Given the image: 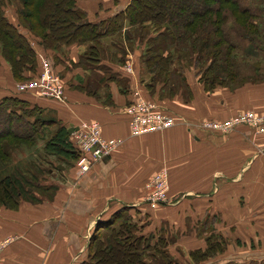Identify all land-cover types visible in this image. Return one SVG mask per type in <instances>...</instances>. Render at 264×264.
Listing matches in <instances>:
<instances>
[{
	"label": "crops",
	"instance_id": "0c3cea01",
	"mask_svg": "<svg viewBox=\"0 0 264 264\" xmlns=\"http://www.w3.org/2000/svg\"><path fill=\"white\" fill-rule=\"evenodd\" d=\"M128 1L76 3L95 22ZM81 48L73 45L53 53L34 45L40 62L46 59L67 80L63 100L16 93L3 62L0 98L17 96L37 105L73 131L82 123H97L103 138L122 143L85 174L73 163H57L52 199L22 201L16 211L0 207V242L8 241L0 264H81L95 226L123 207L135 209L145 221L144 234H163L167 252L176 260L180 256L181 264H264V131L239 125L223 135L200 127L203 121L221 122L240 112L264 115V83L205 92L184 73L192 97L179 92L171 99L159 98L157 86L153 92L141 83L138 53L134 58L125 53L122 63L102 60L96 66L75 67L73 74L57 61L63 56L71 65L78 63ZM114 76L126 86L109 80ZM91 90L93 94L87 93ZM139 98L172 114L175 125L132 135L124 109ZM159 170L166 171L168 182L165 202L156 204L148 199V182ZM211 234L221 250L194 262L190 253L206 249Z\"/></svg>",
	"mask_w": 264,
	"mask_h": 264
},
{
	"label": "trees",
	"instance_id": "16d2710c",
	"mask_svg": "<svg viewBox=\"0 0 264 264\" xmlns=\"http://www.w3.org/2000/svg\"><path fill=\"white\" fill-rule=\"evenodd\" d=\"M18 1L12 23L5 14L8 0H0V68L5 63L15 83L35 79L41 71L34 44L53 53L85 45L78 66H96L102 59L100 41L121 38L123 32L125 39L136 37L135 41L145 45L140 57L144 74L141 83L153 92L161 84L159 98L171 99L179 92L188 99L192 97L183 68L172 64L173 50L186 53V63L196 70L197 82L205 92L223 87L227 79L233 81L225 73L240 69L238 53L264 60V0H129L118 12L95 22L87 19L76 0ZM123 57L124 54L119 62L124 61ZM109 80L126 86L115 76ZM121 91L127 93L125 88ZM87 93L93 94L92 90ZM43 113L42 108L17 96L0 98V161L5 163L9 158L8 147L31 148L49 135L44 141V152L59 163L75 164L78 153L67 127L56 119L41 118ZM49 170L46 173L50 175ZM37 175L26 177L17 170L0 178V207L16 211L22 201L52 199L54 185L44 186L45 177ZM35 189L39 191L36 199ZM130 209L123 207L95 226L86 260L81 264H145L143 256L149 251L151 258L159 255L154 264H179L167 252L169 242L164 235L144 234L142 227L133 224ZM221 247L211 234L206 249L191 252L190 257L194 262L204 261Z\"/></svg>",
	"mask_w": 264,
	"mask_h": 264
},
{
	"label": "built area",
	"instance_id": "2783aa9c",
	"mask_svg": "<svg viewBox=\"0 0 264 264\" xmlns=\"http://www.w3.org/2000/svg\"><path fill=\"white\" fill-rule=\"evenodd\" d=\"M16 90L21 93H33L38 97L47 99H64V89L59 76L53 71L47 60L41 62V71L35 79L22 82L16 85ZM128 116L131 134L139 136L149 132H158L169 129L175 125L172 114L161 110L155 103L137 99L124 109ZM239 125H248L256 132L264 131V115H257L255 112H243L232 116L224 121L213 120L203 121L201 129L228 134ZM71 141L78 153L75 162L80 174H85L91 166L99 160L107 157L121 145L120 139H105L101 135L97 123H82L71 133ZM167 174L162 170L151 179L149 187L152 189L148 199L156 204L166 200ZM264 202V200H263ZM8 244V241L0 242V252Z\"/></svg>",
	"mask_w": 264,
	"mask_h": 264
},
{
	"label": "rangeland",
	"instance_id": "374dc122",
	"mask_svg": "<svg viewBox=\"0 0 264 264\" xmlns=\"http://www.w3.org/2000/svg\"><path fill=\"white\" fill-rule=\"evenodd\" d=\"M19 7V1L18 0H8L7 5L5 7V14L9 20L12 22L16 20V10ZM14 19V20H13ZM22 30V29H21ZM23 31V30H22ZM130 31V30H127ZM133 32V31H132ZM152 34V33H151ZM29 35V34H28ZM121 38L110 37V38H104L100 41V54L102 60H109L110 62L118 63V60H121L122 55L125 53L130 55L134 58V54L138 53L139 56L138 60L141 57V54L143 52V49H145V45L140 44L139 41H135L136 37L131 38L130 40L125 39L124 32L121 34ZM30 37V41H32V37ZM130 43V46L128 45ZM34 44V43H32ZM35 45V44H34ZM141 46V50L136 52L135 46ZM36 46V45H35ZM87 46H82V50H80V56L84 54L86 51ZM173 62L172 64L174 67H179L177 65H180L183 68V71L185 73H189L188 76H190L192 79H197V76L195 75V69H193L190 65V63H186L185 55L186 53H180V51L173 50ZM241 53L237 54V63L240 66V69H229L225 76H228L229 79H232L233 81L229 82L230 80L227 79L226 85L223 87L229 88H239L242 86H245L247 84H262L264 83V60L260 57H243ZM65 58V57H64ZM63 56H61V59L59 60L60 63H62V66L66 69H69V72L73 74L75 71V67L79 68L78 63L72 64L70 63L69 59H64ZM62 60V61H61ZM180 60H184L183 62ZM260 67V68H258ZM262 67V68H261ZM59 76V75H58ZM60 78V76H59ZM61 79V78H60ZM63 88L67 86V80L62 81ZM145 82H148V78L145 80ZM67 83V84H66ZM19 83H16V85ZM15 85V86H16ZM157 88L161 86V84L156 85ZM49 115L47 112H44L41 115V118L48 119ZM46 135V134H45ZM44 139L39 140L35 146L28 148L26 146H15V147H8V156L9 158L4 163L0 161V178L7 176L14 173L17 170H20V172H23V174L26 177H31L32 174H39V176L42 175L45 177L44 182L46 179V182L43 184L44 186L50 185L54 183V175H56L57 167L59 163L58 160L54 156H50L44 152L43 146L44 141L49 138V135L43 136ZM12 143H16L15 141H12ZM65 164V163H64ZM59 165L63 166V163H59ZM46 169H50V175L46 173ZM55 173V174H54ZM38 177V175H37ZM47 184V185H46ZM28 192H30V189H27ZM38 192L37 189L33 192V197L36 199L38 198ZM133 216V224L142 227L144 229L145 221L138 215L137 211H134L133 209L128 210V214ZM129 214V215H130ZM136 220V221H135ZM138 222V223H137ZM142 223V224H141ZM156 234L155 236H157ZM153 243V241H152ZM152 257V251H149L148 253L144 254L143 256V262L145 264H154L156 260L158 259L159 255H156L155 258ZM176 260V259H174ZM181 258L180 256L177 257L176 262L181 264L180 262Z\"/></svg>",
	"mask_w": 264,
	"mask_h": 264
},
{
	"label": "water",
	"instance_id": "95a60500",
	"mask_svg": "<svg viewBox=\"0 0 264 264\" xmlns=\"http://www.w3.org/2000/svg\"><path fill=\"white\" fill-rule=\"evenodd\" d=\"M72 132H73V128L70 127V128L68 129V134L70 135Z\"/></svg>",
	"mask_w": 264,
	"mask_h": 264
}]
</instances>
